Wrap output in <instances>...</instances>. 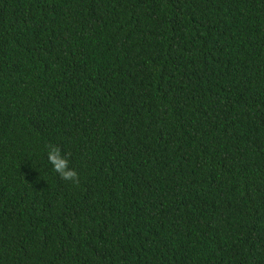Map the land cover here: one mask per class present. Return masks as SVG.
Segmentation results:
<instances>
[{"label": "trees", "instance_id": "obj_1", "mask_svg": "<svg viewBox=\"0 0 264 264\" xmlns=\"http://www.w3.org/2000/svg\"><path fill=\"white\" fill-rule=\"evenodd\" d=\"M0 264H264V0H0Z\"/></svg>", "mask_w": 264, "mask_h": 264}, {"label": "clouds", "instance_id": "obj_2", "mask_svg": "<svg viewBox=\"0 0 264 264\" xmlns=\"http://www.w3.org/2000/svg\"><path fill=\"white\" fill-rule=\"evenodd\" d=\"M58 151L59 150H57V152ZM50 159H52V161L54 162L56 170L62 172L64 179L72 180L74 182L76 181L77 173L75 171L66 169V161H64L62 158L58 159L57 155L55 154H52L50 156Z\"/></svg>", "mask_w": 264, "mask_h": 264}]
</instances>
